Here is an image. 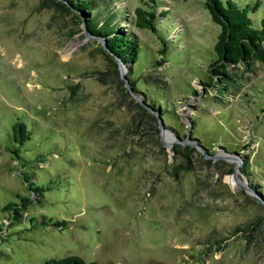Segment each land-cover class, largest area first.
<instances>
[{
  "label": "rangeland",
  "instance_id": "obj_1",
  "mask_svg": "<svg viewBox=\"0 0 264 264\" xmlns=\"http://www.w3.org/2000/svg\"><path fill=\"white\" fill-rule=\"evenodd\" d=\"M97 1L135 37L131 77L144 95L98 80L108 66L103 41L75 11L0 0V264L68 255L102 264H264V211L251 188L264 195V63L230 67L231 84L211 86L220 27L205 0ZM136 7L152 11L157 26L162 20L164 55L158 36L134 24ZM250 16L258 27L262 9ZM135 103L156 118L158 133ZM16 121L30 132L22 146L11 138ZM16 194L30 199L18 220L3 208L20 205Z\"/></svg>",
  "mask_w": 264,
  "mask_h": 264
},
{
  "label": "trees",
  "instance_id": "obj_2",
  "mask_svg": "<svg viewBox=\"0 0 264 264\" xmlns=\"http://www.w3.org/2000/svg\"><path fill=\"white\" fill-rule=\"evenodd\" d=\"M48 8H55L66 13L75 11L76 18L84 23L86 31L101 39L103 44L100 46L101 53L105 56L108 63L107 68L104 71H97L98 80L102 84L111 83L120 88V90L128 94V88L126 82L130 85L131 89L138 94L144 95L142 91H139L135 84L134 79L131 77L133 72V65L135 64L139 55L140 48L137 41L131 32H124L120 23H114L115 16L119 13L112 12L108 6L103 4L101 8L97 6V0H43ZM105 1V0H102ZM152 3H156V0H151ZM205 7L208 9L209 14L214 23L220 27V33L217 37V41L214 46L216 53V60L208 65V73L210 75V82L207 83L211 86H222L226 89L227 86L233 81V76L228 73V68L241 66L246 71L252 70L253 65L258 63H264V2L256 1L251 7L243 6L235 0H226L224 3L221 0H205ZM262 9V17L258 27L254 26L250 12ZM100 9L101 12L97 13ZM151 9H153L151 7ZM135 25L139 28L148 29L158 36L161 48L159 53L164 55L166 53V39L162 37V20L157 26L158 18L149 10H145L142 7H136L134 9ZM98 16L102 19L99 23L97 21ZM164 16V14L162 15ZM160 32V33H159ZM166 60L161 58L157 60L153 68L162 66ZM119 63L127 70L124 80L120 77ZM146 83H160L157 79L151 77H144ZM161 84V83H160ZM164 84V83H163ZM162 84V85H163ZM164 86V85H163ZM146 104V103H145ZM138 109V114L144 115L148 119V123L158 133L157 125L153 124L156 118L152 113L139 103H135ZM150 108L153 112L157 113L158 117L163 119V110L160 105L150 104ZM134 121L132 118L131 122ZM11 138L14 142H18L21 146L30 138V132L27 130L25 124L16 121L11 126ZM195 139V138H193ZM180 146L177 145L173 148V151L177 153ZM191 147L185 146L182 152L186 157L185 163L189 161L187 150ZM13 153L18 156L19 149L12 150ZM19 157V156H18ZM222 162H216L218 170H220L219 164ZM183 168L189 170L188 164H184ZM233 169L230 170L232 172ZM24 181L28 186L29 191L33 195L41 196L42 188L40 186H32V182L24 177ZM257 185H251L253 190H256V202L264 211V195L261 190H257ZM20 198V205L12 206V204H5L3 208L6 210H12V218L18 220L21 218L20 210L30 203V199L26 197ZM248 201L249 197H245ZM260 201V202H259ZM260 219V217H257ZM58 224V222H56ZM257 224L255 220L249 221L245 226L238 227L235 231L250 230L251 225ZM44 264H102L96 261L87 262L79 256L68 255L62 258H50L47 259Z\"/></svg>",
  "mask_w": 264,
  "mask_h": 264
},
{
  "label": "water",
  "instance_id": "obj_3",
  "mask_svg": "<svg viewBox=\"0 0 264 264\" xmlns=\"http://www.w3.org/2000/svg\"><path fill=\"white\" fill-rule=\"evenodd\" d=\"M123 70H124L123 66L119 63V71H120L121 74H123ZM126 86L128 87L127 82H126Z\"/></svg>",
  "mask_w": 264,
  "mask_h": 264
}]
</instances>
